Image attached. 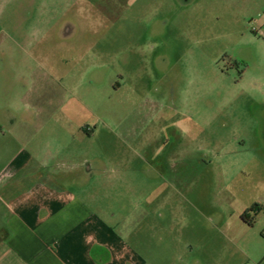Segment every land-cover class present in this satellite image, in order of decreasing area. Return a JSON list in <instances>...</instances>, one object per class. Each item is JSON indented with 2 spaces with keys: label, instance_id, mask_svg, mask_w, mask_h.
I'll return each instance as SVG.
<instances>
[{
  "label": "rangeland",
  "instance_id": "374dc122",
  "mask_svg": "<svg viewBox=\"0 0 264 264\" xmlns=\"http://www.w3.org/2000/svg\"><path fill=\"white\" fill-rule=\"evenodd\" d=\"M23 153L93 160L149 264H264V0H0V175Z\"/></svg>",
  "mask_w": 264,
  "mask_h": 264
},
{
  "label": "crops",
  "instance_id": "0c3cea01",
  "mask_svg": "<svg viewBox=\"0 0 264 264\" xmlns=\"http://www.w3.org/2000/svg\"><path fill=\"white\" fill-rule=\"evenodd\" d=\"M56 161L53 175L47 159L23 153L0 175V264H149L128 216L101 204L110 191L93 160ZM88 181L96 188L87 190Z\"/></svg>",
  "mask_w": 264,
  "mask_h": 264
},
{
  "label": "flooded vegetation",
  "instance_id": "af4514ba",
  "mask_svg": "<svg viewBox=\"0 0 264 264\" xmlns=\"http://www.w3.org/2000/svg\"><path fill=\"white\" fill-rule=\"evenodd\" d=\"M252 209H255L254 206L252 207ZM259 211H261V209H260V210H259V209H258V210L255 209V212H256V213H258Z\"/></svg>",
  "mask_w": 264,
  "mask_h": 264
},
{
  "label": "trees",
  "instance_id": "16d2710c",
  "mask_svg": "<svg viewBox=\"0 0 264 264\" xmlns=\"http://www.w3.org/2000/svg\"><path fill=\"white\" fill-rule=\"evenodd\" d=\"M254 208L257 209V210H258V209H259V210L262 209V208H260V207L257 206V205H255Z\"/></svg>",
  "mask_w": 264,
  "mask_h": 264
}]
</instances>
